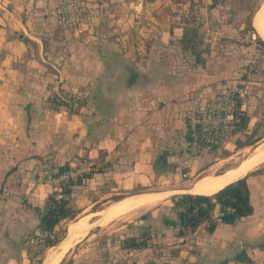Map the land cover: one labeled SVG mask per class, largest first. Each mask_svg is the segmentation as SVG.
I'll use <instances>...</instances> for the list:
<instances>
[{
  "label": "crops",
  "instance_id": "obj_1",
  "mask_svg": "<svg viewBox=\"0 0 264 264\" xmlns=\"http://www.w3.org/2000/svg\"><path fill=\"white\" fill-rule=\"evenodd\" d=\"M87 1L99 12L69 36L55 29L58 0L0 1V264H12L23 248L26 253L21 240L38 224L29 206H40L55 190L53 174L71 158L83 156L102 167L71 195L79 208L90 195L165 187L176 175L172 169H181L174 151L186 145L183 117L199 93L187 80L197 71L188 66L192 56L179 43L191 23L183 18L189 6L180 0ZM219 7L200 8L218 14ZM59 89L85 104L77 113L50 109L47 96ZM162 153L174 167L155 166ZM259 167L246 179L252 214L185 239L162 230L166 239L183 242L172 246H179V256L192 264H264V163L253 170ZM240 254L244 260L236 259Z\"/></svg>",
  "mask_w": 264,
  "mask_h": 264
},
{
  "label": "rangeland",
  "instance_id": "obj_2",
  "mask_svg": "<svg viewBox=\"0 0 264 264\" xmlns=\"http://www.w3.org/2000/svg\"><path fill=\"white\" fill-rule=\"evenodd\" d=\"M180 1L185 3V6H189L188 15L183 18L191 23H194L191 12L195 4H199L200 7L212 6L211 0L208 2L206 0ZM261 1L217 0V4L221 6L218 9L220 13L218 15L223 18L224 24L227 25L224 28V35L220 39L210 42L204 39V35L199 30L198 39L202 44L197 50H205L203 54L205 62L198 65L193 61V57L191 61L186 60L188 66L197 69L187 79L189 82L192 81L191 83L196 87H200L197 90L192 88V92L199 91L194 104L200 96L221 89H242L246 95L243 112L249 117L246 127L239 130L221 147L192 159L184 154L181 146H177L179 149L174 152L180 159L178 160L179 163L176 164L180 166L179 168L186 167L187 169L185 171L172 169V173L174 172L176 175L173 176L172 174V180L167 185L165 184V187L160 188L161 184H156L148 188L135 187L130 190L119 191L117 194H110L105 197L98 194L97 197L90 195L89 199L92 200L82 204L80 208L83 210L75 218L62 221L55 229L57 236L55 243L67 233H69L68 241L62 242L52 253L53 245L43 248L36 240L28 242L31 245L30 253H24L23 246L25 245L20 244L23 248L22 256L15 255L17 258L12 261V264H114L116 262L131 264L133 259L140 262L151 260L159 262V264H192L179 256V246L172 247L181 245L183 242L174 243L172 238H165L162 233L164 228L160 223V216L161 213L166 212L164 206L169 203V197L172 194L188 191L205 195L206 190L213 185L225 182L231 176L232 171L239 168L245 159H249L254 150L264 142V46L257 39L259 36L261 40H264V36H262L264 23V8L262 6L264 7V3L260 8ZM10 4L8 2L6 6H10ZM260 15L261 19H258ZM55 29L58 33L66 36L71 35V32L60 27H55ZM233 29L236 30L235 33H233ZM53 85L55 84L51 83L47 87ZM258 138L260 139L257 140ZM238 140L257 141L239 148L236 147ZM180 150L182 154H179ZM183 173H186L187 177L183 178ZM160 190L161 192H169V195L155 205H141L140 203L137 205L136 203L120 205L114 203L126 195L135 193L137 195H154L158 194ZM95 199L97 200L91 203ZM146 212L151 213V218L138 222L144 226H150L152 233L151 249L146 250V253L140 251L139 254L120 255L117 252L118 247L113 245L114 238L129 233L131 229L135 232L136 227L134 226L136 225L130 227L128 224L136 222L137 218ZM84 214L87 215L83 217ZM80 226H84L87 232L75 237L74 233ZM66 251L69 252L63 258ZM45 257L47 259L44 260Z\"/></svg>",
  "mask_w": 264,
  "mask_h": 264
},
{
  "label": "trees",
  "instance_id": "obj_3",
  "mask_svg": "<svg viewBox=\"0 0 264 264\" xmlns=\"http://www.w3.org/2000/svg\"><path fill=\"white\" fill-rule=\"evenodd\" d=\"M211 1L212 6L217 4V0ZM198 31L199 28L195 23L185 25L183 27L182 35L179 38V43L182 50L188 51L196 63L203 64L205 62V58H203L205 50H197L202 44L198 39ZM19 37L25 42H29L35 46L33 41L22 34H19ZM257 39L264 46V40H261L259 36H257ZM61 92L62 91L59 89L58 92H52L47 96L46 100L50 109L59 110L64 107L68 109L69 113H77L79 107L85 104L84 98L77 96L67 98L66 95ZM61 95L65 97L62 98ZM71 98L72 100L68 102ZM248 122L249 117L242 112L241 123L238 126L237 132L243 127H246ZM186 135L187 143L189 139L187 131ZM257 140L250 142L238 140L236 147L240 148L246 145H251ZM215 149L217 148H211L209 152ZM155 166H159L161 171L174 167L167 162L166 153H162L156 158ZM67 168L68 163L58 166L53 176H58ZM186 169V167L181 168L182 171H185ZM260 171V167L252 170L245 176L226 184L212 195L194 194L190 192L172 194L169 197V203L164 206L166 212L161 213L160 216L162 227L171 230L175 237L185 239L187 236H190L201 229H204L206 233H212L219 222L232 224L237 219L252 214L253 208L250 202L249 187L246 179L247 176ZM91 176V173H84L67 182H60V193L62 194L60 198L57 199L55 197L56 191L54 190L46 195L40 206H29L36 212L38 216V224L37 231L28 233L27 236L21 240V243L25 245L27 253L31 252V245L28 243L31 240H36L43 248L51 247L55 243L57 237L55 234L56 227L64 220L75 218L76 215L82 211V208L76 207L71 203V195L77 187L87 185ZM150 216L151 213L146 212L141 214L136 222L128 224L130 227L136 225L134 226L136 227V231L133 232L131 229L129 233L115 237L113 245L117 246L118 249L126 250L128 252L133 250L141 251L151 247L152 242L150 241L152 239V233L150 226L139 224L141 220L151 218ZM137 222L138 224H136ZM242 256L243 255L240 254L236 259H243ZM30 257L32 259V256ZM114 264L120 263L116 262ZM221 264H227V262Z\"/></svg>",
  "mask_w": 264,
  "mask_h": 264
},
{
  "label": "built area",
  "instance_id": "obj_4",
  "mask_svg": "<svg viewBox=\"0 0 264 264\" xmlns=\"http://www.w3.org/2000/svg\"><path fill=\"white\" fill-rule=\"evenodd\" d=\"M99 6L87 0H58L52 11V19L62 29L80 33L99 12ZM193 22L198 26L204 39L210 42L224 35L223 18L207 9L194 5ZM236 30L233 29V33ZM232 33V32H231ZM246 100L242 89H221L200 97L196 103L185 111L184 122L188 134V142L183 148L189 159L209 152L211 148H219L237 133L241 123V114ZM102 167L83 156H75L68 162V168L53 178L55 197L62 196L60 182H67L84 173L99 172ZM182 177H187L186 173Z\"/></svg>",
  "mask_w": 264,
  "mask_h": 264
},
{
  "label": "bare ground",
  "instance_id": "obj_5",
  "mask_svg": "<svg viewBox=\"0 0 264 264\" xmlns=\"http://www.w3.org/2000/svg\"><path fill=\"white\" fill-rule=\"evenodd\" d=\"M263 3L261 5H263ZM260 8H261V6H260ZM262 8H264V7L262 6ZM258 13H259V11H258ZM257 16H258V14H257ZM258 19H261V15H260V18H258ZM257 24H258V22H257ZM262 36H264V23L262 25ZM263 163H264V142L262 143L261 146L257 147L254 150V152L250 155L249 159H245L239 168L232 171L231 176L225 182L213 185L211 188L206 190V192L204 194L205 195L214 194L217 190L224 187L225 184L230 183L231 181L237 180L238 178L245 176L249 172V170H251V169H253V168H255V167H257ZM165 197H166V194H160V193L154 194V195H151V194H149V195H133V196L124 197V198H122L119 201H116L114 203H117L120 205H131L134 203H136V205H137V203L138 204L140 203L141 205L142 204L143 205H155L159 201L163 200ZM93 222H94V220H93ZM86 232H87V230L84 228V226L83 227L80 226L77 228V231H75L74 236L77 237V236L82 235L83 233L85 234ZM68 240H69V233H67V240H65L64 243ZM68 252L69 251H66L64 253L63 258L65 257V255ZM63 258H62V260H63Z\"/></svg>",
  "mask_w": 264,
  "mask_h": 264
},
{
  "label": "water",
  "instance_id": "obj_6",
  "mask_svg": "<svg viewBox=\"0 0 264 264\" xmlns=\"http://www.w3.org/2000/svg\"><path fill=\"white\" fill-rule=\"evenodd\" d=\"M264 2V0H262L261 1V3H260V6H261V4ZM258 9H259V7H258ZM257 9V10H258ZM92 220V219H91ZM90 222H92V221H90ZM89 233V232H88ZM65 240H67V235L65 234V236L62 238V239H60L57 243H55V244H53V246H52V250H51V253L62 243V242H64ZM45 259H47L46 257L44 258V260ZM43 260V261H44ZM42 261V262H43Z\"/></svg>",
  "mask_w": 264,
  "mask_h": 264
}]
</instances>
